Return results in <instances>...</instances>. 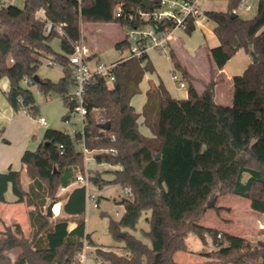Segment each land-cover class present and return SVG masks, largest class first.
<instances>
[{"label": "trees", "instance_id": "trees-1", "mask_svg": "<svg viewBox=\"0 0 264 264\" xmlns=\"http://www.w3.org/2000/svg\"><path fill=\"white\" fill-rule=\"evenodd\" d=\"M143 1L25 0L22 8L0 0V80L4 76L10 81L6 95L12 107L37 111L34 92L23 81L26 77L34 80L42 58L53 59L65 67V74L58 81L40 77V82L34 80L32 84L46 96L58 94L69 106L64 116L68 119L75 107L70 99L75 82L70 55L82 39L83 24L147 25L150 21L138 15L139 10L149 9ZM240 2L229 0L227 11L203 13L214 23L220 45L209 50L211 77L201 94L193 84L197 78L170 49L175 70L188 82L189 95L176 98L162 82L152 84L139 113L131 100L153 66L148 53L122 60L113 69L116 76L112 82L96 75L86 83L83 131L71 135L47 128L39 146L23 153L21 161L30 177L28 189L22 183V170L0 172V201L7 202L6 193L11 188L16 202L32 207L28 211L30 234L19 222L4 224L0 230V264H82L85 240L95 247L97 258L108 264H195L173 258L176 252L187 250L185 238L190 231L202 238L210 232L217 245L213 250L203 248L199 254L206 260L196 264H264V240L247 239L199 223L207 209L220 208L211 202L226 192L248 198L254 211L264 213V0H258L254 17H232ZM118 5L122 8L120 14ZM46 20L55 27L61 25L63 33L54 27L47 34ZM165 26L172 29L174 24H160ZM195 27L191 17L185 31L191 34ZM55 37L62 41L61 51L51 44ZM127 44L124 38L116 46L122 49ZM240 49L250 55L254 52L258 61L252 59L241 74L233 76L232 104L219 103L215 99L218 71ZM140 117L151 135L141 131ZM105 122H110L109 129L101 126ZM2 133L0 130V139ZM79 144L94 151L99 163L120 167L113 171L111 181L95 173L90 182L100 186L112 182L131 189L118 202L124 205L121 217L110 219L111 231L124 240L123 253L91 238L85 217V185L77 184L56 197L58 188L75 180L77 170H84L85 155ZM246 173L249 176L244 179ZM61 200L65 215L51 219L48 204ZM146 210H150V227L145 231L150 245L128 230L136 228ZM72 222L76 226L71 229ZM121 232L126 236L122 237ZM17 249L13 259L10 252Z\"/></svg>", "mask_w": 264, "mask_h": 264}, {"label": "rangeland", "instance_id": "rangeland-1", "mask_svg": "<svg viewBox=\"0 0 264 264\" xmlns=\"http://www.w3.org/2000/svg\"><path fill=\"white\" fill-rule=\"evenodd\" d=\"M6 5L8 3L15 4L19 7L24 6L25 0H2ZM257 4L258 1L254 2L253 8L250 10H243L240 8L239 14L242 15L243 18H252L255 16L257 12ZM42 15L43 13L40 12ZM84 28V32L86 34L85 43L86 46L91 50H97L96 55L87 59L88 65L91 68H95L98 63L110 64L115 61H118L124 57L129 55V50L126 48H118L116 46L117 42L119 43L124 39V29L125 27L121 26L117 22H89L84 23L82 26V30ZM175 35L181 36L185 41L187 38L192 35L188 34L185 30L181 28H176L174 30ZM197 34H195L192 40L197 39ZM51 44L56 51H61V40L60 37H55L52 39ZM188 42V41H187ZM188 52V55L184 54L183 51L178 47V51L182 57L191 68L198 73L200 76L205 77L208 73L206 59L199 57H195V53L193 48L191 47V43L187 46H184ZM153 57L158 64V68L154 72L147 71L145 73V77L140 83V91L135 94L131 100L137 112H142L144 103L146 101V91L150 87L151 84L159 82L160 79H164L173 90V94L176 96H184L188 91L187 87H180L178 84V80L173 79L172 70H175L174 64L170 57V53L168 49L163 50L161 53L159 51L153 52ZM48 58H42V62L39 66L38 75L42 78H49L53 81H58L64 73L65 67L56 62L52 66L48 63ZM227 75L229 74H239L240 72V59L236 57L232 60V62L228 65ZM181 77L182 74L178 73ZM7 78L3 76L1 79L0 87L3 86L5 80ZM230 80H225V82L221 85L218 98L220 100H224V104L231 105L233 102V91L232 87L230 88V84H228ZM232 82V80H231ZM190 83V81H189ZM23 85L27 88H31L34 92V95L37 100L38 109L35 113L29 112L26 108H21L23 122L25 127L29 126L33 129V133H35V137L31 139V144L29 149H36L41 141L43 140L44 132L47 128H55L62 131H66L71 135H74L78 131H83L84 123L83 118L77 112H71L70 117L65 119L64 116L69 111V106L65 104L64 100L58 94H52L51 96H46L37 85L28 84L23 81ZM2 88V87H1ZM231 89V90H230ZM4 88L0 90V111L3 109V103L7 102L8 98L6 92H4ZM231 96H229V92ZM216 99V95H215ZM218 100V101H220ZM45 117L47 119L48 124L42 125L39 121V117ZM142 117L139 118V126L141 131L146 135H151L152 131L146 125L142 124ZM14 134H13V133ZM11 135L19 136V132L17 129H13L11 131ZM14 136V137H15ZM79 148L84 150V146L82 144L78 145ZM95 152H102V150H97ZM88 159H84V170H77L76 174H83L85 178L90 180L92 174H99L102 176L104 180L111 181L114 178L113 171L118 169L115 165H111L106 162L99 163L94 158V151H90L87 153ZM17 169H22V183L25 189H28L30 186V177L27 174V169L25 165L19 161L17 164ZM249 176L248 173L245 174L244 179H247ZM74 183L72 179L70 184ZM125 188L120 184L105 182L102 186L99 184L92 183L89 187V194H94L95 199L88 198L87 211L85 214L86 222H87V230L91 234V238L95 240V243L104 245L106 248L110 250L113 249L119 253H123L124 240L117 239L114 233L110 229V219L111 217L115 219H119L124 211V205L119 204L118 202L126 196ZM64 193L60 188L57 189V195H63ZM7 197L9 199H15V194L13 190L10 188L7 191ZM62 201V200H61ZM58 201L57 203L61 202ZM53 201H50V203ZM49 203V204H50ZM48 204V206H49ZM211 204H215L217 207H210L204 213V215L199 220V223L212 228H220L225 232L246 236L248 235L249 239H254L256 237V232H251L249 228V224L247 222V212L255 214L251 208L250 200L248 198L236 195L232 192H226L219 195L216 201H212ZM47 206V208H48ZM32 207L28 206L26 202H23V205L20 202H7L2 205L0 208V212H3L8 217H15L14 219L22 222V226L26 230L27 234H30V225L28 221L27 212ZM58 207H56L57 209ZM25 209V210H24ZM259 223L264 225V213H260ZM150 216V210L144 211L136 225L135 229H128L130 232L134 233L139 238H142L144 242L147 244H151L150 238L146 235L145 231L149 230V222L147 217ZM51 219L56 218L55 213L53 216H50ZM13 220L9 222L3 221V224L12 223ZM248 232H246V231ZM261 231H264V228H261ZM122 233V232H121ZM250 235V236H249ZM187 250L178 251L173 256L175 261L178 262H194L198 261L202 255L198 254V252L205 247L208 250H213L217 247L214 242V238L210 232L204 233V238H202L199 234L194 231H190L186 238ZM19 252V249L11 251L10 254L14 259ZM82 264H108V262H102L97 258L95 254V247L93 245H89L87 248V253L85 257H82Z\"/></svg>", "mask_w": 264, "mask_h": 264}, {"label": "crops", "instance_id": "crops-1", "mask_svg": "<svg viewBox=\"0 0 264 264\" xmlns=\"http://www.w3.org/2000/svg\"><path fill=\"white\" fill-rule=\"evenodd\" d=\"M247 1L251 2L252 6H253L254 2L258 1V0H247ZM198 3H199L200 8L203 10V12L206 10L227 11L229 8V0H198ZM240 8H243V7L240 5L237 7L236 13L238 15H240L239 14ZM243 10H246V9L243 8ZM240 16L242 17V15H240ZM214 31H215L214 30V23L212 21L208 20L206 18V16L204 14H202L198 18V20L196 21L195 30L193 31L192 35H190L187 38L186 41L181 36L175 35V33L173 32V35L169 41L170 46L167 48L168 50L173 49L174 52L176 53L178 59L181 61V64L187 68V70L190 72L191 75H193L195 78H197L196 80H193V84L197 90V93H200V94L205 89V83H207L211 77L210 72H211V67H212L213 62H211L209 50L213 47L220 45V40ZM82 34H83L82 38L85 41L86 34L84 32V28L82 30ZM195 34H197V36H196L197 39L192 40L193 39L192 37ZM190 43H191V47L194 50L195 57H199V55H200L202 58L206 59L208 73L205 77H202L198 73H196L191 68V66L184 59H182V57L178 51V47H179L185 55L186 54L188 55V52L184 46H186V45L188 46ZM88 49H89V47H88ZM155 51H159L161 53L163 50H150L148 52V60H150L152 66H153V70L151 72L156 71L158 68V64L156 63V61L152 55L153 52H155ZM96 52H97L96 49L95 50L89 49V53L91 55L89 58L96 55ZM236 57H239V59H240V72L241 73L245 70L246 66H248V64L252 60V57L250 54H248L244 49H240L227 62L228 64H226L223 69L218 71V77L220 80L216 85V101L219 103L224 102V100H220L218 98V95H219L220 87L225 82V80H227V79L230 80L228 82V84H230V88L232 87V91H233V76L237 75V74L227 75V71H228L227 69H228V65ZM175 72L180 73L177 70H172V74ZM241 73H239V74H241ZM231 80H232V82H231ZM1 81L2 80H0V83H1ZM160 82H162L165 85V87L167 88V90L169 91V93L173 97L186 98L189 95L188 91H187L186 95H184V96L174 95L173 90L171 89V86L162 78L160 79L159 82H157V83L154 82V84L158 85ZM187 85H188V82H187ZM1 87L5 89L4 92L9 90L10 81L8 78L5 80L3 86H1ZM2 88H1V90H2ZM230 93L231 92H229V96H231ZM218 100H220V101H218ZM2 106H3V109H1V111H0V130H3V133H2L3 137H2V139H0V172H5L9 168L17 169L16 168L17 164L21 160L23 153L27 149L30 148L31 139L35 137V133H33L34 132L33 129L30 128L29 126L25 127L24 122H23L24 118L22 116L23 115L22 112L16 111L12 107L10 102H8V104H7V102H4ZM41 117H43V116H41ZM13 129L18 130L19 136L14 135L15 136L14 137L13 135H11V131ZM116 167L120 168L119 166H116ZM19 170H22V169H19ZM66 186H69L70 187L69 190H71L72 188H74L76 186V184L72 183V184H69ZM6 199H7V202H16L15 199H9L7 197V193H6ZM7 202L0 201V208L2 207L3 204H5ZM20 203L23 205V202H20ZM63 203H64V200L59 202V203L56 202V204L53 207V214L55 213L56 216L65 215L64 212L62 211ZM56 207H58V208L56 209ZM27 214H28V212H27ZM247 217H248L247 222L249 224V228H250V230L253 229L251 232H256V237L254 239L264 240V231H261V228H264V225L259 223L260 214L258 213V211L255 214L247 212ZM14 218L15 217H8L3 212H0V230H2L4 228V224L2 223L3 221L9 222V221L13 220V222H19L22 224V222H20L17 219H14ZM28 221H29V217H28ZM29 225H30V223H29ZM75 226H76V223L72 222V223H70L69 227L72 229ZM217 229H219L220 231H223L220 228H217ZM244 231H246V230H244ZM246 232H248V231H246ZM243 237L249 239L248 235L243 236ZM203 248H205V247H203ZM201 250L199 252H201ZM199 252H198V254H199ZM205 260H206V257L202 255L198 261L181 262V263H195L196 264V263H202Z\"/></svg>", "mask_w": 264, "mask_h": 264}, {"label": "built area", "instance_id": "built-area-1", "mask_svg": "<svg viewBox=\"0 0 264 264\" xmlns=\"http://www.w3.org/2000/svg\"><path fill=\"white\" fill-rule=\"evenodd\" d=\"M154 1L156 2L155 7ZM152 5L151 9L148 10H139L138 15L144 19L150 21L147 25H126L124 26V38L126 40L127 49L129 50V55L120 59L119 61L104 64L98 63L95 68H91L88 65L87 59L91 56L89 49L86 46V41L82 38L78 43L74 45V51L70 55V64L74 73V87L73 91L70 93V99L74 102L73 112H77L83 118L87 114V107L84 103V93L86 83L94 76L101 75L105 76L110 82L115 79L114 67L118 62L126 60L134 56H142L145 53H148L150 50H165L169 45V41L173 35L176 28H181L185 30L188 26V20L193 17L196 22L198 18L204 13L200 8L198 0H151ZM240 6L246 10H250L253 6L251 2L247 0H241ZM117 13H122L121 5L117 7ZM233 12H237V7L233 9ZM41 17V16H40ZM42 18V17H41ZM172 22L174 27L170 29L167 26L160 27V24ZM45 32L50 33L55 27L54 23L51 20H46ZM56 30L62 34L63 29L61 25H57ZM13 61V59H12ZM50 65H54L55 61L53 59L49 60ZM173 79L178 80L180 87H187V82L183 76H179L177 72L172 74ZM28 84L34 82L33 79L26 77L24 79ZM39 121L43 125H47L49 121L45 117H40ZM84 146V145H83ZM84 155L88 159L87 153L89 150L84 146ZM74 184H82L87 188L88 198L95 199L94 194H89L90 180L85 178L83 174H77ZM69 186H62L60 189L64 193L69 190ZM125 194L128 196L131 193L130 188H125ZM89 247L88 242L85 240L84 248L81 253V257H85L87 253V248Z\"/></svg>", "mask_w": 264, "mask_h": 264}, {"label": "water", "instance_id": "water-1", "mask_svg": "<svg viewBox=\"0 0 264 264\" xmlns=\"http://www.w3.org/2000/svg\"><path fill=\"white\" fill-rule=\"evenodd\" d=\"M143 5H144L145 7H147V8H149V7H151L152 2H151V0H144V1H143ZM231 16H232V17H236V16H238V14L235 13V12H233V13H231ZM251 55H252V59H253V61H254V62H257V61H258V57L256 56V54H255L254 52H252ZM34 80H35V82L38 83V82L41 81V78H40V76H39L38 74H36V75L34 76ZM101 126H102L103 128L109 129V128H110V122L102 123ZM157 157L159 158L160 155L158 154ZM55 204H56V201H53V202H51V203L49 204L48 209H47V210H48V216H53V207H54ZM120 235H121L122 237H125V236H126V232H122ZM154 264H158V261H156Z\"/></svg>", "mask_w": 264, "mask_h": 264}]
</instances>
